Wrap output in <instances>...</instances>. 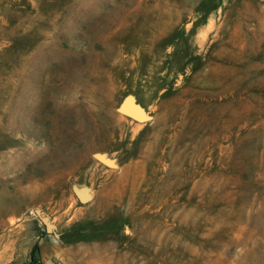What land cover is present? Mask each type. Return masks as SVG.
<instances>
[{
  "label": "rangeland",
  "instance_id": "374dc122",
  "mask_svg": "<svg viewBox=\"0 0 264 264\" xmlns=\"http://www.w3.org/2000/svg\"><path fill=\"white\" fill-rule=\"evenodd\" d=\"M36 245L264 264V0H0V264Z\"/></svg>",
  "mask_w": 264,
  "mask_h": 264
},
{
  "label": "water",
  "instance_id": "95a60500",
  "mask_svg": "<svg viewBox=\"0 0 264 264\" xmlns=\"http://www.w3.org/2000/svg\"><path fill=\"white\" fill-rule=\"evenodd\" d=\"M133 110H135L138 113V111L135 108H133V107H128V108L122 110L121 113L124 116H127V117L132 118V119L137 120V121L144 120V117L142 115H140L139 113H138L139 116L131 115V111H133ZM82 200H84V198Z\"/></svg>",
  "mask_w": 264,
  "mask_h": 264
},
{
  "label": "trees",
  "instance_id": "16d2710c",
  "mask_svg": "<svg viewBox=\"0 0 264 264\" xmlns=\"http://www.w3.org/2000/svg\"><path fill=\"white\" fill-rule=\"evenodd\" d=\"M38 246L36 245L32 251L31 260L28 264H42L41 260L37 257Z\"/></svg>",
  "mask_w": 264,
  "mask_h": 264
}]
</instances>
